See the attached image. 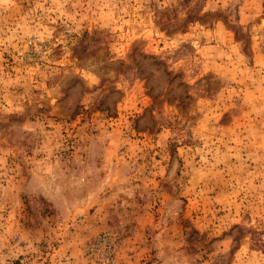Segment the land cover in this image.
<instances>
[{
  "label": "rangeland",
  "instance_id": "374dc122",
  "mask_svg": "<svg viewBox=\"0 0 264 264\" xmlns=\"http://www.w3.org/2000/svg\"><path fill=\"white\" fill-rule=\"evenodd\" d=\"M0 264H264V0H0Z\"/></svg>",
  "mask_w": 264,
  "mask_h": 264
}]
</instances>
